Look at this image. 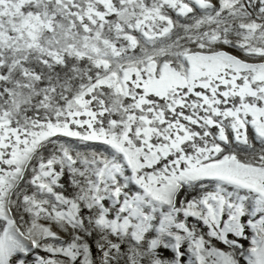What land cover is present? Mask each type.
I'll use <instances>...</instances> for the list:
<instances>
[{
	"label": "snow or ice",
	"instance_id": "snow-or-ice-1",
	"mask_svg": "<svg viewBox=\"0 0 264 264\" xmlns=\"http://www.w3.org/2000/svg\"><path fill=\"white\" fill-rule=\"evenodd\" d=\"M0 264H264V0H0Z\"/></svg>",
	"mask_w": 264,
	"mask_h": 264
}]
</instances>
